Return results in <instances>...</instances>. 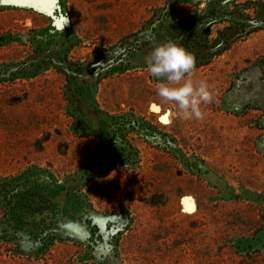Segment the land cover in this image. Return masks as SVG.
I'll use <instances>...</instances> for the list:
<instances>
[{
  "label": "rangeland",
  "instance_id": "1",
  "mask_svg": "<svg viewBox=\"0 0 264 264\" xmlns=\"http://www.w3.org/2000/svg\"><path fill=\"white\" fill-rule=\"evenodd\" d=\"M204 28L226 48L189 46ZM175 38L211 86L200 120L144 63ZM10 181L48 202L0 210V264H264V0H0Z\"/></svg>",
  "mask_w": 264,
  "mask_h": 264
},
{
  "label": "clouds",
  "instance_id": "2",
  "mask_svg": "<svg viewBox=\"0 0 264 264\" xmlns=\"http://www.w3.org/2000/svg\"><path fill=\"white\" fill-rule=\"evenodd\" d=\"M152 39V33L146 34ZM147 71L157 83L161 101L174 105L176 115L185 120L203 119L202 105L210 103L213 93L205 80L191 78L196 59L191 51L173 40L156 44L144 57Z\"/></svg>",
  "mask_w": 264,
  "mask_h": 264
},
{
  "label": "trees",
  "instance_id": "3",
  "mask_svg": "<svg viewBox=\"0 0 264 264\" xmlns=\"http://www.w3.org/2000/svg\"><path fill=\"white\" fill-rule=\"evenodd\" d=\"M225 19H231V17L226 16ZM208 20V19H206ZM212 21H214L213 23H216L215 19H211L208 20L207 23H211ZM202 23H205V20L201 21ZM190 23H178L177 25H175L173 27L172 30H169L168 33L170 36L173 35L174 30L176 32H179L180 34L183 33V36H185V33L191 29L185 30L183 28H185V26H188ZM192 24H196L194 22H192ZM203 27V26H202ZM205 29V28H204ZM207 30L208 28L205 29L204 35L203 37L201 36L200 33H198L197 37H191L192 42H189V46L191 44H201L202 46L204 45V47H202L205 50H214V53H212L209 56H212L215 53H218L219 51H222L226 48V41L223 40H217V43H213L212 45H208V34H207ZM225 36V34H223ZM205 36H206V40H205ZM223 36V37H224ZM174 38V36H173ZM187 38V37H186ZM190 39V40H191ZM174 41H178L177 38L174 39ZM205 41H206V45H205ZM220 45V48H217V46ZM188 46V47H189ZM203 59V61L199 60L197 63L200 62H205V59L203 57H200ZM19 186V185H17ZM11 187H14L10 182L8 183H0V210L1 213L3 214V216H12L15 215L17 213H14L15 208H17V210L22 209L21 213H25V212H41L46 208V203L48 202V200L43 199L42 196L37 195V194H32V195H27V196H23L24 194H26L28 191H26L25 193L23 192V194H20L18 196H16L15 191L11 190ZM16 197L17 199V203L15 206H11L9 207V205L11 204V201L13 200L12 198ZM13 202V201H12Z\"/></svg>",
  "mask_w": 264,
  "mask_h": 264
},
{
  "label": "snow or ice",
  "instance_id": "4",
  "mask_svg": "<svg viewBox=\"0 0 264 264\" xmlns=\"http://www.w3.org/2000/svg\"><path fill=\"white\" fill-rule=\"evenodd\" d=\"M165 122H167V121H165Z\"/></svg>",
  "mask_w": 264,
  "mask_h": 264
}]
</instances>
